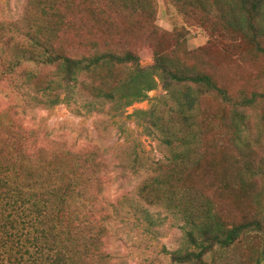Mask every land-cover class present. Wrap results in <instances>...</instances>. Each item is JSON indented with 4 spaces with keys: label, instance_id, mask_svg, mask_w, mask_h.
<instances>
[{
    "label": "trees",
    "instance_id": "trees-1",
    "mask_svg": "<svg viewBox=\"0 0 264 264\" xmlns=\"http://www.w3.org/2000/svg\"><path fill=\"white\" fill-rule=\"evenodd\" d=\"M171 2L190 20L248 50L245 60L264 59V0ZM156 12V0H27L20 19L0 21V42L13 32L21 37L14 55L0 50V91L26 87L35 105L48 109L85 97L90 110L114 104L125 112L161 84L165 94L133 115L161 133L171 156L139 185L143 209H130L146 213L144 207L158 206L180 216L183 246L168 252L175 264H210V258L217 264L219 255L223 259L235 245H252L258 237L254 264H264V207L237 222L225 213L230 204L246 203L255 182L264 180L262 144L248 129L264 90L232 91L223 71L187 62L188 52L177 49L180 35L172 45L158 39L163 33L154 28ZM135 26L150 27L154 35L148 66L134 48L115 44ZM71 30L74 39L68 41ZM36 68L52 72L41 76ZM206 102L213 107L204 108ZM4 105L0 264H114L107 237L119 210L103 196L99 154L72 150L47 132L22 126L13 107ZM260 120L264 134V106Z\"/></svg>",
    "mask_w": 264,
    "mask_h": 264
},
{
    "label": "rangeland",
    "instance_id": "rangeland-1",
    "mask_svg": "<svg viewBox=\"0 0 264 264\" xmlns=\"http://www.w3.org/2000/svg\"><path fill=\"white\" fill-rule=\"evenodd\" d=\"M26 3L27 0H0V21L20 19ZM156 5L154 28L160 33H169L167 39L163 34L158 39L160 37L167 45H172L178 40L176 34L180 35L182 44L177 49L188 52L183 53L189 59L187 62H201L206 70L217 69L218 75L223 71V82L232 91H250L256 86L264 90V59L261 55L245 60L241 56L247 58L248 50L233 46L227 36L213 33L201 23L190 20L171 0H156ZM73 30L67 34L68 41L74 39ZM151 31L146 26L132 27L127 38L115 44L118 48H134L141 55L142 65L148 66L153 63L151 42L154 35L150 34ZM14 34L1 38L0 50L5 51L7 58L15 54L21 38L17 32ZM214 56L217 59H212ZM35 72L44 76L52 69L36 68ZM258 72H262L263 78L259 79ZM14 78L19 77L15 75ZM161 94H165V91L159 84L146 99L135 102L124 112L117 110L114 104H96L97 107L90 110L85 97L74 98L48 109L35 105L33 95L26 87L0 91V102L5 104L4 107H13L16 119L22 126L40 130L43 135L47 132L49 139L66 142L72 150L99 154L98 169L102 176L103 196L119 210L107 237V248L114 264H175L168 252L183 246L184 222L174 211L158 206L144 207L146 213L130 209H143L137 196L139 185L154 175L156 164L166 162L171 156L161 133L154 127L140 124L133 115L137 109L151 108L155 98ZM263 106L264 103H261L250 112L251 127H248L252 135L260 139V154H264V134L260 124ZM203 107L209 110L213 103L206 102ZM2 137L4 134L0 131ZM263 207L264 180L258 179L246 203L230 204L225 213L231 222H237L242 214L262 212ZM261 244L259 237L252 245L241 242L223 259L219 255L217 264H254ZM208 263H212V258Z\"/></svg>",
    "mask_w": 264,
    "mask_h": 264
}]
</instances>
